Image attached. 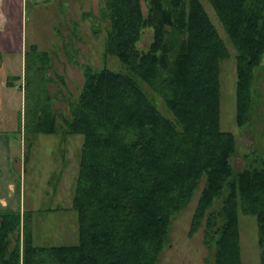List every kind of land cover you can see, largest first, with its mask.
Masks as SVG:
<instances>
[{"label":"trees","instance_id":"16d2710c","mask_svg":"<svg viewBox=\"0 0 264 264\" xmlns=\"http://www.w3.org/2000/svg\"><path fill=\"white\" fill-rule=\"evenodd\" d=\"M208 1L234 49L235 122L242 126L264 55V0ZM101 17L106 52L123 68L86 64L63 119L66 132L83 136L71 197L77 241L35 243L26 211L3 206L0 264H158L172 218L196 191L189 234L202 226L210 250L205 264L242 263L240 212L255 217L264 264V157L246 153L243 165L232 167L236 138L219 123L220 62L231 54L203 3L102 0ZM146 28L151 40L139 47ZM35 51L43 73L46 53ZM45 95L37 93L24 114L32 135L56 132Z\"/></svg>","mask_w":264,"mask_h":264},{"label":"rangeland","instance_id":"374dc122","mask_svg":"<svg viewBox=\"0 0 264 264\" xmlns=\"http://www.w3.org/2000/svg\"><path fill=\"white\" fill-rule=\"evenodd\" d=\"M20 1L22 51L17 47L0 56V200L4 208L26 211L35 243H73L77 241V213L71 197L83 136L66 132L63 119L69 116V100L77 96L86 64L93 68L123 66L105 49L107 22L101 17L102 0ZM201 2L231 54L220 62L219 123L235 135L236 151L230 161L236 170L246 153L251 158L264 157V55L255 70L250 119L238 126L234 49L210 2ZM142 7L145 12L144 3ZM151 34L149 28L144 30L139 47L149 45ZM34 48L46 53L43 73L37 71L41 61ZM144 89L170 115L160 96L147 85ZM37 93L46 94L55 110V133L32 135L23 124L18 125L20 117L23 123L25 112L36 105ZM26 128L31 130L30 122ZM197 195L198 191L172 218L158 264H205L210 256L202 226L189 234ZM239 226L241 264H260L255 217L240 212Z\"/></svg>","mask_w":264,"mask_h":264},{"label":"crops","instance_id":"0c3cea01","mask_svg":"<svg viewBox=\"0 0 264 264\" xmlns=\"http://www.w3.org/2000/svg\"><path fill=\"white\" fill-rule=\"evenodd\" d=\"M20 2V0H0L1 53L6 52L8 50L16 49L17 47V49L22 51ZM22 124V118L20 117L18 124L19 127H22ZM0 201V203L2 204V208L6 204L2 201V198Z\"/></svg>","mask_w":264,"mask_h":264}]
</instances>
